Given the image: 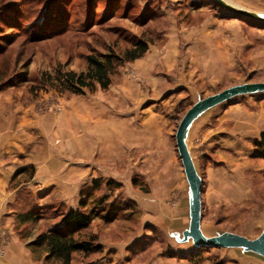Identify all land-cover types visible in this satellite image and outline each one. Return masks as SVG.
I'll use <instances>...</instances> for the list:
<instances>
[{"label":"rangeland","instance_id":"1","mask_svg":"<svg viewBox=\"0 0 264 264\" xmlns=\"http://www.w3.org/2000/svg\"><path fill=\"white\" fill-rule=\"evenodd\" d=\"M134 1L137 10L128 14L119 8L106 13L108 0H0V41L6 43L0 46V128L5 135L13 130L11 133L17 134L20 141L33 143L27 159L35 163L26 165L34 168L33 179L27 171L10 181L0 229L8 241L4 250L15 237L34 264H43V252L31 254L27 242L34 235L29 236L55 222L48 213L63 206L77 207L80 191L96 177L121 184L114 191L103 187L98 195L112 194L110 202L116 207L127 202L134 206L118 210L110 223L93 222L83 238L95 236L101 251L88 257L77 254L73 264H152L160 255L172 264L179 263L176 253L192 249L193 243L176 239V235L182 238L189 219V187L175 140L178 125L199 99L235 84L264 81L263 22L233 16L239 21L244 40L241 36L240 44L231 47V68L219 75L206 66L212 53L188 51L189 42L182 40L178 46L176 36L183 28L200 27L206 19L222 13L232 17V12L211 0H160L159 9L165 19L143 26L140 11L147 0ZM226 1L264 15V0ZM15 8L18 12L12 20L10 11ZM46 19L49 25L45 26ZM158 29L165 32L159 35ZM142 35L153 40L148 52L120 65L107 89L98 87L93 92L76 94L52 88L47 82L49 77L55 80L58 69L85 71L90 53L113 51L122 55L132 40ZM151 49L156 57L148 60ZM144 61H148V68ZM248 97H253L249 104L252 110L261 108L255 98L263 101L264 93L241 95L208 110L193 125L206 121L219 127L218 114L230 111L234 103H245ZM149 108L160 115L148 120L156 127L147 131L143 127L147 121L136 112L142 114ZM204 140L196 139L195 133L187 139L204 183L203 232L214 236L232 228L257 237L264 228V161L254 162L261 172L245 174L240 165L234 168L226 161L234 155L224 148L219 149V156L206 158ZM208 159L226 161L224 166L232 170H226L232 182L227 189L245 192L249 186L252 201L230 200L227 205V198L223 201V197L208 196ZM212 164L217 165L215 169H223L218 162ZM31 200L44 220L38 226L20 225L16 216L27 209ZM259 219L262 228L256 227ZM215 262L227 264L222 250L216 248L205 251L197 263L184 259L185 264Z\"/></svg>","mask_w":264,"mask_h":264},{"label":"crops","instance_id":"2","mask_svg":"<svg viewBox=\"0 0 264 264\" xmlns=\"http://www.w3.org/2000/svg\"><path fill=\"white\" fill-rule=\"evenodd\" d=\"M233 1L243 2L242 0ZM219 16L220 17L213 16L214 18L206 19V21L204 22L205 24L201 25L200 27H190L185 29L183 28L182 31H179V35H181V37L183 36L182 39L179 37V35L177 37L175 33L173 35L176 36V44L178 46H180V42H182V40H187L189 42L188 45H186L188 46V49L190 48L188 51L199 52L200 50V52L212 53V56L209 57V62L206 66L213 67L215 71H217V73L220 75L226 73L225 71L229 72L231 68V57L229 55L230 50H232L231 47L234 48L238 46V44H240L239 41H241V36L243 37V35L241 33L238 19L230 17L231 15H229L228 13H222L219 14ZM232 26H234L233 29ZM171 33H173V31H171ZM225 36H227L226 41L224 40ZM231 37L233 38L231 39ZM242 40H244V37ZM232 41L234 43H232ZM168 44L170 45L171 43ZM169 50L173 51V48H168V51ZM149 53L148 60L156 57L154 49H151ZM144 63L145 65H147L148 61H144ZM190 64L192 66L195 65L193 61L190 62ZM153 86H156V83H154ZM252 98L253 97H248L245 103H234L229 107L230 111H221L217 116V121L220 125V128L214 124L210 126L208 125L209 123H206V121H200L197 125H193L195 127L194 129H191L189 135L192 137L193 133H195L196 139H198L199 137L201 139L205 138L203 144L207 153L206 158H208L209 156L212 157V155L214 157L217 155L219 156V153L221 152L219 149L224 148L229 151L231 155H234L232 158L230 157L227 158L228 160H226L229 162V164L232 165V167L238 168L237 166L240 165L242 167L241 169L244 170V173L245 171H262L261 168H258L254 165V162L256 164H259L257 162H260L261 160L254 159L252 157V153L254 151V141L258 139L264 132V109L262 108V103H264V100L259 101L260 99L255 98V101L260 102L261 108L258 110L257 108H253L252 110V108L249 107ZM244 104L247 105L245 106ZM139 112L140 111H137L136 114L138 116L144 117V119L147 121V124L143 126L147 131L150 128L152 129L156 127L155 124H152V126L149 125L148 120L152 121L151 119L155 118L156 115H160V112L152 111L150 110V108L149 111H142V114H139ZM112 123L115 124V119H113ZM110 127L113 128L114 126L110 125ZM11 128H13V126ZM105 128V131H108L109 127L107 125ZM11 132H13V130ZM11 132L5 135L2 133V128H0V216L2 212L5 211L4 209L7 203L5 199H7L6 195H8L7 188L12 177L19 169L23 168L24 166L35 164L33 160H30V158L27 159V156L29 155L28 150L30 146L33 145V143L30 144L28 143V141H20L18 135L12 134ZM110 138L112 139L113 136L111 135ZM192 150L193 149H191V151ZM191 153H194V151H192ZM226 161H223L222 159H220L219 161H211L210 159H208V174L206 177L210 182V185L208 186L207 195L212 197H223V201H226L227 198V205H230V200L238 203H241V201L243 200H251L252 193L249 186L245 187V192H231L229 189H227L228 185L232 183L230 175L227 176V173H230L232 170L230 169V167L226 169V167L224 166ZM214 162H218L219 165H223V169L221 170L220 166L215 169L214 165H217L212 164ZM66 176L67 179H70L69 174H67ZM234 178L241 180L240 178H237L235 176ZM189 220L190 216L185 229L189 226ZM256 227H261L260 219L256 223ZM240 233L250 238L253 237L247 232L240 231ZM14 238L11 245L6 248L4 254L0 255V264H34L29 252L26 251L22 247V245L18 243L17 239ZM218 250H222V254L227 261V264H264V257L252 252H246L239 248H218ZM157 258L159 259L158 262L152 264H172L170 262V259L167 260V258L162 257L161 255ZM144 264H150V262H146ZM177 264H185L184 259H181Z\"/></svg>","mask_w":264,"mask_h":264},{"label":"trees","instance_id":"3","mask_svg":"<svg viewBox=\"0 0 264 264\" xmlns=\"http://www.w3.org/2000/svg\"><path fill=\"white\" fill-rule=\"evenodd\" d=\"M204 1L207 0H202V2ZM160 2V0L146 1L145 6L140 11V19L143 20V26L154 22L155 20L165 19V15H163V12L159 9ZM211 2L220 6L215 0H211ZM192 5L194 4L192 3ZM195 7L198 8L197 5H195ZM117 8H119L118 10L124 9L125 12L131 14V12L137 10V2L134 0H108L106 13H111V11ZM220 8H222V6ZM17 12V8L12 9L9 17L13 20V17ZM233 14L232 17L234 16L238 18V14ZM247 20L253 19L247 18ZM45 22V26L46 24L49 25L47 19ZM149 30H151V28ZM162 30L163 29H158V31H156L161 35L165 32ZM4 42L5 41H0L1 48L6 46V43ZM151 44H153V40L142 35L135 37L131 42V47L126 48L122 55H118L113 51L98 54L90 53L86 56L87 69L85 71L76 72L74 70L64 71L58 69L55 75V80L52 81L51 77H49L50 79L47 82H49L52 88L76 94H83L85 93V90L93 92L98 87L107 89L110 86L112 76L115 74L118 67L124 62H132L144 57ZM1 79L3 78L0 77V80ZM262 93L264 92L257 94ZM262 99H264V97H262ZM253 146L254 151L252 157L256 160L264 161V132L254 141ZM27 171L30 173V178L33 179L34 168L32 166H24L15 173L11 180H15L19 175ZM103 187L110 188L114 191L120 188L121 184L110 179L105 180L102 177H96L92 179L90 185L86 189L80 191L77 207L65 208L63 206L62 210L57 208L48 213V218L54 219L55 222L51 226H47L44 231H38L36 234H31L29 236L31 237L34 235V237L27 242V248L30 250L31 254L33 255L41 250L43 252L41 259L43 264H73L74 257L77 254H82L83 256L88 257L96 252H100L102 247L97 242L96 237L92 235L89 238H83L84 232L87 231L96 220L110 223L116 219L118 210H129L134 206L133 203L127 202L124 206L116 207V204L113 201L110 202L112 194L98 195V190H102ZM33 206L34 202L31 200L27 203V209L17 214L16 218L20 225L26 224L28 226H38L41 221L44 220V215L41 214V211L37 212L34 210L35 207ZM230 231L240 233V230L232 228ZM261 232L262 230L259 234ZM21 236L23 239L26 238L25 235ZM212 248L193 245L192 249L179 250L175 256L180 259H186L190 262L197 263L199 258L203 256L204 252ZM213 264H224V262H215Z\"/></svg>","mask_w":264,"mask_h":264},{"label":"water","instance_id":"4","mask_svg":"<svg viewBox=\"0 0 264 264\" xmlns=\"http://www.w3.org/2000/svg\"><path fill=\"white\" fill-rule=\"evenodd\" d=\"M224 9L235 14L264 22V15L238 7L226 0H215ZM264 92V81L235 84L220 92L211 94L195 102L182 117L176 134V146L189 187V226L176 235L179 242L192 241L195 246L210 248H239L264 257V228L255 238L231 231H224L214 236H207L201 227L203 179L198 172L194 158L188 146V135L193 123L208 110L237 96L253 95Z\"/></svg>","mask_w":264,"mask_h":264},{"label":"built area","instance_id":"5","mask_svg":"<svg viewBox=\"0 0 264 264\" xmlns=\"http://www.w3.org/2000/svg\"><path fill=\"white\" fill-rule=\"evenodd\" d=\"M3 232L0 230V254L4 253V246L7 244V239L2 237Z\"/></svg>","mask_w":264,"mask_h":264}]
</instances>
